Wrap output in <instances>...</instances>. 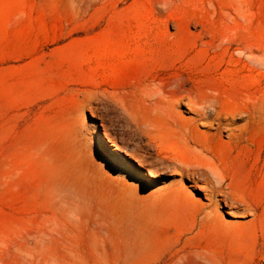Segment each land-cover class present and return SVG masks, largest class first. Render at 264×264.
Wrapping results in <instances>:
<instances>
[{"label":"rangeland","instance_id":"rangeland-1","mask_svg":"<svg viewBox=\"0 0 264 264\" xmlns=\"http://www.w3.org/2000/svg\"><path fill=\"white\" fill-rule=\"evenodd\" d=\"M263 107L264 0H0V264H264Z\"/></svg>","mask_w":264,"mask_h":264},{"label":"bare ground","instance_id":"bare-ground-1","mask_svg":"<svg viewBox=\"0 0 264 264\" xmlns=\"http://www.w3.org/2000/svg\"><path fill=\"white\" fill-rule=\"evenodd\" d=\"M191 102L188 100V104H190L191 106H193L194 103L192 104ZM205 105H203V106L202 105H199L197 108H194L193 109V111H194V117L191 120H189L188 123L185 124V122H184V125H183V123H182L183 121L180 122V123H182V125H180L181 131L182 130H185V131H188V132H190V133H192L194 135L195 134L199 135L201 132L199 131L198 128H199V126H201V127H205L207 129H210V130H214L215 131V134H217V136L221 132H224L225 130H227L228 132L227 131H225V132L228 133V138H234L235 140H237V139H239L241 137L242 130H240V128L237 129L235 127V125H234L235 124V118H234V116L231 115V117L230 116L229 117H224L223 115H220L221 113H218V111L216 110V107L214 106V103H213V105H212V103L209 104V105H207V106H205ZM168 107L171 110L174 109V106L172 104L167 105L165 107V109L167 111H168ZM257 116H258V119L259 120H261L262 122H264V107L262 108V112H260V114L257 115ZM250 119L254 120V115H252ZM196 138H197V136H196ZM235 142L233 141V143H235ZM192 143L194 144V142H192Z\"/></svg>","mask_w":264,"mask_h":264}]
</instances>
